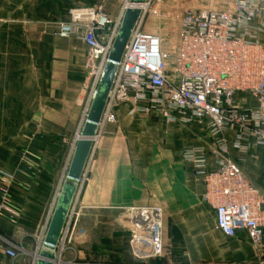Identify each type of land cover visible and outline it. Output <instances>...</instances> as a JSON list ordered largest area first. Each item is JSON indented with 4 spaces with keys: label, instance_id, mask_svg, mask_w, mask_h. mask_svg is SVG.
I'll list each match as a JSON object with an SVG mask.
<instances>
[{
    "label": "crops",
    "instance_id": "0c3cea01",
    "mask_svg": "<svg viewBox=\"0 0 264 264\" xmlns=\"http://www.w3.org/2000/svg\"><path fill=\"white\" fill-rule=\"evenodd\" d=\"M92 1L0 0V169L12 175L8 184L0 176V204L8 208L0 213V263L14 247L16 264H31L58 186L74 189L67 172L85 99L86 47L59 36L58 22ZM115 110L117 121L98 131L87 160L81 215L61 264L260 263L264 237L258 248L243 231L217 230L204 186L184 160L186 149L210 145L206 131L132 113L129 104ZM263 165L258 153L249 178L264 193ZM148 205L164 210V253L137 261L123 208Z\"/></svg>",
    "mask_w": 264,
    "mask_h": 264
},
{
    "label": "built area",
    "instance_id": "2783aa9c",
    "mask_svg": "<svg viewBox=\"0 0 264 264\" xmlns=\"http://www.w3.org/2000/svg\"><path fill=\"white\" fill-rule=\"evenodd\" d=\"M132 5L140 9V15L118 64L92 148L98 131L117 121L115 108L120 104H129L132 113L144 117L158 115L166 122L200 125L211 138L210 145L186 149L183 156L204 186L202 200L215 212V227L227 237L243 231L259 246L264 237V193L246 176L243 166L255 162L258 153L264 162V0H208L205 7L174 9V18L162 9L154 14L159 31L169 26L164 34L170 41L162 32L145 31L153 0H124L114 16L104 11L102 3L69 8L68 19L58 22V35L78 38L86 47L81 124H85L124 14ZM84 169L73 190L53 264H61L77 229L81 192L89 179ZM0 176L6 182L12 179L2 169ZM6 192L2 188L3 197ZM62 192L58 186L36 237L31 264L41 258L36 251L43 247ZM4 210L8 208L1 203L0 213ZM123 212L135 259L162 256L163 208L127 206ZM4 252L10 261L0 264H16V249L6 247Z\"/></svg>",
    "mask_w": 264,
    "mask_h": 264
},
{
    "label": "water",
    "instance_id": "95a60500",
    "mask_svg": "<svg viewBox=\"0 0 264 264\" xmlns=\"http://www.w3.org/2000/svg\"><path fill=\"white\" fill-rule=\"evenodd\" d=\"M138 1L142 0H131L132 3ZM139 15L140 9L138 8H128L124 14L119 32L113 43L103 75L82 128L81 138L76 143L67 172V180L73 183V188L76 187L91 152L93 144L92 137L96 134L98 123L102 117L118 69V64L123 56ZM73 190L71 192L63 190L61 194V198L50 220L43 248L40 252L41 258H39L37 264H53L54 250L69 212Z\"/></svg>",
    "mask_w": 264,
    "mask_h": 264
},
{
    "label": "rangeland",
    "instance_id": "374dc122",
    "mask_svg": "<svg viewBox=\"0 0 264 264\" xmlns=\"http://www.w3.org/2000/svg\"><path fill=\"white\" fill-rule=\"evenodd\" d=\"M123 1L124 0H96L95 4L102 3L103 9L106 13L116 15L117 11L120 8V6L122 5ZM153 1H154V5H153L152 10H150V12L148 13L149 14V20L146 21L147 25L145 26V31L152 32L155 34H161L160 32H162L163 34H161V35L164 36L165 35L164 33L169 31V26H166V27L162 26L164 30L162 29V31L161 30L159 31V29H160L159 28V18L154 13L163 12L162 9H164L165 10L164 12H168L170 14V16L172 18H174V14H175L174 9L178 8L180 12H183L184 9H186V8L195 9V8L205 7L207 5L208 0H186V2L184 4L180 3L182 0H153ZM150 9H151V7H150ZM165 38H167L169 41L171 40L170 36L168 37L165 35ZM168 48L169 47L167 46L166 49L168 50ZM84 101H85V99H84ZM83 107H84V102H83ZM83 107H82V109H83ZM82 114H83V111H82ZM81 118H82V115L80 117V122H79L78 128H77L78 129L77 132H78L79 136L76 137L74 140L75 145H76L77 141L81 138V131H82V128L84 126V124H81ZM77 132H76V135H77ZM263 164H264V162H263ZM251 165H252V162H247L243 166L244 173L246 174V176L248 178H249V176L251 177L254 173L251 171ZM263 167H264V165H263ZM148 206H150V205H148ZM255 246L259 248L258 245H255ZM39 249L40 248H38V250L36 251V257L39 255V251H40ZM261 249H262V252L264 253V247H261ZM263 259H264V255L261 256L260 261ZM258 264H260V263H258Z\"/></svg>",
    "mask_w": 264,
    "mask_h": 264
},
{
    "label": "trees",
    "instance_id": "16d2710c",
    "mask_svg": "<svg viewBox=\"0 0 264 264\" xmlns=\"http://www.w3.org/2000/svg\"><path fill=\"white\" fill-rule=\"evenodd\" d=\"M89 4H95V3H94V1H92ZM65 190L68 191V192H71V189L68 186L65 187Z\"/></svg>",
    "mask_w": 264,
    "mask_h": 264
},
{
    "label": "bare ground",
    "instance_id": "6f19581e",
    "mask_svg": "<svg viewBox=\"0 0 264 264\" xmlns=\"http://www.w3.org/2000/svg\"><path fill=\"white\" fill-rule=\"evenodd\" d=\"M134 6L132 5L131 8H133ZM137 6H135L134 8H136ZM76 146V145H75ZM75 150V149H74ZM92 150V149H91ZM91 153V152H90Z\"/></svg>",
    "mask_w": 264,
    "mask_h": 264
}]
</instances>
